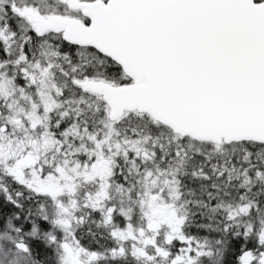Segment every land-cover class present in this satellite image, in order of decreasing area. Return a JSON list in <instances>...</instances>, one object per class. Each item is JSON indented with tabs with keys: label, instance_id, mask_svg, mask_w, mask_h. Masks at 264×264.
<instances>
[{
	"label": "snow or ice",
	"instance_id": "6c2138e0",
	"mask_svg": "<svg viewBox=\"0 0 264 264\" xmlns=\"http://www.w3.org/2000/svg\"><path fill=\"white\" fill-rule=\"evenodd\" d=\"M0 264H264V0H0Z\"/></svg>",
	"mask_w": 264,
	"mask_h": 264
}]
</instances>
